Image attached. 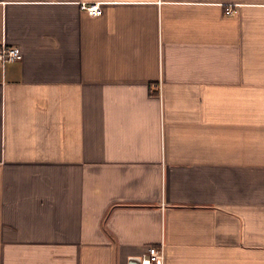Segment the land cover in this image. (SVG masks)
<instances>
[{
  "label": "crops",
  "instance_id": "1",
  "mask_svg": "<svg viewBox=\"0 0 264 264\" xmlns=\"http://www.w3.org/2000/svg\"><path fill=\"white\" fill-rule=\"evenodd\" d=\"M2 42L0 264H264V0H0Z\"/></svg>",
  "mask_w": 264,
  "mask_h": 264
},
{
  "label": "built area",
  "instance_id": "2",
  "mask_svg": "<svg viewBox=\"0 0 264 264\" xmlns=\"http://www.w3.org/2000/svg\"><path fill=\"white\" fill-rule=\"evenodd\" d=\"M81 7L84 8L90 14H97L100 11L98 3H81ZM233 9L228 7L226 13H233ZM22 57V52L19 46L14 44H8L6 42L0 43V64L4 65L8 61L19 60ZM142 263H156L162 264L163 262V252L161 248L150 245L147 247L145 253L142 254L140 258Z\"/></svg>",
  "mask_w": 264,
  "mask_h": 264
}]
</instances>
